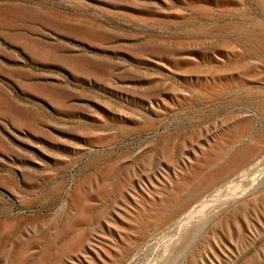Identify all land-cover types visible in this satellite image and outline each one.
Wrapping results in <instances>:
<instances>
[{
    "label": "rangeland",
    "instance_id": "rangeland-1",
    "mask_svg": "<svg viewBox=\"0 0 264 264\" xmlns=\"http://www.w3.org/2000/svg\"><path fill=\"white\" fill-rule=\"evenodd\" d=\"M0 264H264V0H0Z\"/></svg>",
    "mask_w": 264,
    "mask_h": 264
}]
</instances>
